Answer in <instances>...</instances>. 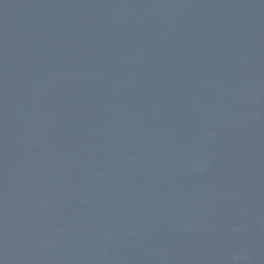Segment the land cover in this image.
Instances as JSON below:
<instances>
[{
  "label": "water",
  "instance_id": "water-1",
  "mask_svg": "<svg viewBox=\"0 0 264 264\" xmlns=\"http://www.w3.org/2000/svg\"><path fill=\"white\" fill-rule=\"evenodd\" d=\"M0 264H264V0H0Z\"/></svg>",
  "mask_w": 264,
  "mask_h": 264
}]
</instances>
